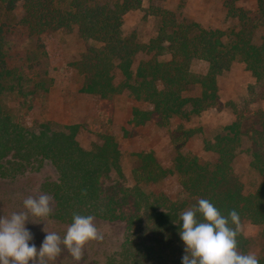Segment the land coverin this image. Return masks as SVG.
Listing matches in <instances>:
<instances>
[{"label": "trees", "instance_id": "trees-1", "mask_svg": "<svg viewBox=\"0 0 264 264\" xmlns=\"http://www.w3.org/2000/svg\"><path fill=\"white\" fill-rule=\"evenodd\" d=\"M57 1L0 0V18L3 11L8 15L0 19V96L5 82L14 78L9 63L11 44L19 46L32 36L74 28L84 47L74 69L85 79L84 91L100 96L103 108L110 112L109 119L113 118L114 97L125 91L133 100L153 104L152 110L133 109L132 123L137 126H163L175 116L220 106L218 77L236 61L245 64L255 83L245 99L229 104L235 120L205 139L209 160L191 154L177 156L174 172L179 176L182 198L176 201L162 191L147 192L140 186L160 183L170 172L152 151L138 154L133 168L136 186L130 188L114 179V174L123 175V153L113 135H101L102 143L95 150H85L76 138V125L57 130L45 123L40 133H35L2 111L0 178L10 173L3 159L12 151L15 159L24 152L49 159L59 177L46 187L59 210L76 207L85 215L127 223L123 246L144 264H181L184 245L179 217L204 198L225 216L231 210L239 213L238 251L247 254L248 240L240 232L241 225L250 221L262 227L264 234V110L251 108L264 98V0H255V11L236 6L244 0H224L237 21L228 44L221 30L181 22L173 11L155 5V0H150L148 12L159 18L160 27L144 44L126 36L123 24L124 16L141 9L145 0H69L67 9L57 6ZM20 3L24 14L13 21L10 14ZM195 60L209 64L206 74L191 71ZM196 84L202 88L201 95L186 96L188 86ZM245 139L250 144L246 148L249 165L258 180L252 192L246 191L234 169ZM60 219L67 220L66 216ZM257 259L264 264V246Z\"/></svg>", "mask_w": 264, "mask_h": 264}, {"label": "rangeland", "instance_id": "rangeland-1", "mask_svg": "<svg viewBox=\"0 0 264 264\" xmlns=\"http://www.w3.org/2000/svg\"><path fill=\"white\" fill-rule=\"evenodd\" d=\"M69 3V0H58L57 6L67 9ZM150 3V0H145L141 9L124 16V34L142 44L155 37L160 27L159 18L148 12ZM154 4L173 11L181 22L197 23L207 30H221L227 44L237 26L236 18L229 13L224 0H155ZM236 6L255 11L256 1L244 0ZM12 14L13 21L23 16L21 3ZM6 15L3 11L1 21ZM21 43L19 46L11 44L9 63L14 78L5 82L6 88L0 96V111L35 133H40L45 123L57 130L76 125V138L85 150H95L102 143L101 135H113L123 153L120 162L123 175L118 177L114 174V179L130 188L136 186L133 168L138 154L152 151L159 164L170 172L160 183H142L140 186L147 192L162 191L172 201L182 198L179 176L174 172L177 156L191 154L202 161L209 160L211 155L204 149L205 139L235 120L229 104L245 99L249 87L255 83L245 64L236 61L218 77L220 106H211L190 116H175L163 126L155 123L137 126L132 123L133 109L152 110L153 104L133 100L125 91L114 97L111 106L113 118L109 119L110 112L103 108L100 96L84 91L85 79L73 66L84 48L76 28L45 33L41 37L32 36ZM208 67L207 62L195 60L191 71L198 75L206 74ZM201 93V86L196 84L188 86L184 94L199 97ZM251 108L264 110V98L253 103ZM249 146L245 139L237 152L234 169L246 191L252 192L258 180L249 165L250 154L246 150ZM8 156L3 162L10 173L0 178V215L26 211L23 206L25 198L47 195L51 214L43 219L30 216V220L36 223L29 221L26 227L33 233V242L37 247L44 239L45 227L47 231L63 237L72 223L69 221L72 214H85L76 207H69L65 212L59 210V205L46 187L58 180V170L49 159L43 160L27 152L18 159L14 158V151ZM63 216L67 220L60 219ZM94 224L102 239L86 243L79 260L62 246L60 254L49 264H144L123 246L128 232L127 223L94 217ZM240 232L248 240L247 254L258 257L264 246L262 227L246 221L241 225Z\"/></svg>", "mask_w": 264, "mask_h": 264}, {"label": "clouds", "instance_id": "clouds-1", "mask_svg": "<svg viewBox=\"0 0 264 264\" xmlns=\"http://www.w3.org/2000/svg\"><path fill=\"white\" fill-rule=\"evenodd\" d=\"M26 211L0 215V264H49L67 248L79 260L82 249L91 240L102 239L92 215L74 214L63 237L46 233L40 246L26 227L31 217L47 218L51 214L47 195L24 199ZM179 236L184 245L181 264H259L255 254L238 251L237 236L240 216L231 210L227 216L209 200L200 198L179 217ZM231 225H237L233 228Z\"/></svg>", "mask_w": 264, "mask_h": 264}]
</instances>
